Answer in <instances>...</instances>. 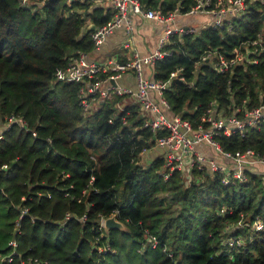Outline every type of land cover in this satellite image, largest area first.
Here are the masks:
<instances>
[{"label":"trees","instance_id":"1","mask_svg":"<svg viewBox=\"0 0 264 264\" xmlns=\"http://www.w3.org/2000/svg\"><path fill=\"white\" fill-rule=\"evenodd\" d=\"M35 1L44 4L0 0V118L13 113L26 122L0 139V166L7 164L0 168V264H264V172L248 165L245 179L223 185L218 172L193 167L187 179L177 171L164 178L160 158L140 163L154 135L138 128L137 106L123 103L111 123L124 96L84 110L79 84L54 76L79 52L95 57L87 21L100 25L112 10L89 0ZM247 1L246 12L230 23L172 34L169 53L154 62V77L168 81L164 96L172 111L194 127L208 123L201 117L211 106L230 114L260 103L264 5ZM139 2L162 16L194 4ZM205 49L229 57L238 49L243 58L220 71L213 57L200 58ZM216 139L224 150L264 155V123ZM109 216L125 228L106 229L101 219ZM257 217L263 227L255 230L249 223ZM230 237L241 245L229 246Z\"/></svg>","mask_w":264,"mask_h":264},{"label":"built area","instance_id":"2","mask_svg":"<svg viewBox=\"0 0 264 264\" xmlns=\"http://www.w3.org/2000/svg\"><path fill=\"white\" fill-rule=\"evenodd\" d=\"M18 1L21 5H29L35 0ZM70 1L66 0L67 3ZM107 1L111 5L112 14L104 23L95 25L94 29H91L90 37L94 48L99 51L110 35L123 29L126 38L123 40L122 46L131 50V56L124 60L113 57L101 61L90 57L87 52H79L71 57L66 66L58 67L54 72L55 78L60 81L79 84L78 94L84 110L95 107L104 99L124 96L126 102L117 103L118 109L108 118V121L112 123L117 113L124 110L123 103L136 105L137 115L142 119V125L138 128L148 127L154 135L152 147L160 149L158 156L162 161L160 173L164 178H168L171 173L177 171L181 177L187 179L192 173V168L197 167L206 170L208 174L220 173V182L227 185L233 178L245 179L243 170L246 166L264 163V155H258L252 148L224 150L216 139V136L221 133L243 135L248 130L262 125L264 123V93L257 106L249 109L239 106L230 114L221 112L215 114V106H211L207 109V114L201 117L203 122L208 123L206 125L200 123L194 127L189 119L172 111L169 101L164 96L168 81L156 79L153 75L154 62L169 53L166 44L169 43L172 34L196 33L201 27L206 26L205 24L202 26L177 24L175 21L178 16L196 13L210 14L213 20L207 25L223 26L230 23L232 18L245 13L248 2L251 1L194 0V4L187 12L180 13L176 8L167 16H162L157 9H144L139 0ZM259 1L264 5V0ZM131 14L155 20L162 25V33L154 51L141 54L134 49L130 39L134 30ZM230 53L227 55L212 49H205L200 58L209 60L213 57L216 60V67L220 71H225L243 58V54L238 49L233 50L231 57H229ZM148 68L151 73H148ZM177 73L178 70L173 71L170 76L174 77ZM127 74L135 80L134 85L120 83V79ZM129 113L128 109L121 116L122 123L125 125H127ZM15 124L26 129L25 120L18 114L12 113L0 118V139L4 136V130ZM136 128L134 127V129ZM201 144L211 146L221 160L198 151L196 146ZM147 150H142L140 158ZM0 168L6 169L7 164L3 163ZM104 220L101 219L103 226ZM249 225L255 230L263 227L262 221L258 217ZM147 241L154 247L157 240L155 236L148 235ZM225 243L235 247L241 245L242 241L239 238L230 237L225 240Z\"/></svg>","mask_w":264,"mask_h":264},{"label":"crops","instance_id":"3","mask_svg":"<svg viewBox=\"0 0 264 264\" xmlns=\"http://www.w3.org/2000/svg\"><path fill=\"white\" fill-rule=\"evenodd\" d=\"M91 1V0H90ZM92 7L93 6H102L106 10H112L111 5L107 0H92ZM91 10V8H90ZM134 24V30L131 33L130 39L132 40L133 47L136 51L141 54H146L154 51L158 44V39L162 33V25L152 19H146L136 14H131ZM177 21L175 23L179 24H186L183 22L181 16L176 18ZM210 22L202 23L198 26H202L203 24L207 25ZM198 24V23H197ZM191 25V24H187ZM93 26L90 21H87V27ZM126 38L121 30L115 31L112 35H110L102 44L99 51L95 54V59L97 60H104L107 58L116 57L118 60H124L125 58L131 56V50H128L122 46L123 40ZM148 73H151V70L147 69ZM120 83L122 84H130L134 85L135 80L131 75H124L120 79ZM197 150L203 152L204 154L208 155L209 157L213 158H221L219 155L216 154L215 150L205 144H201L196 146ZM148 151H150L148 153ZM159 156V152L155 151L152 147L149 148L145 153L142 154V160L144 159V163H148L150 160ZM259 164V163H258ZM264 168V163H261L259 167Z\"/></svg>","mask_w":264,"mask_h":264},{"label":"rangeland","instance_id":"4","mask_svg":"<svg viewBox=\"0 0 264 264\" xmlns=\"http://www.w3.org/2000/svg\"><path fill=\"white\" fill-rule=\"evenodd\" d=\"M181 18H182L183 22H185L186 24H191V25H200L202 23L211 22L213 20V18L210 14H201V13L182 15ZM186 24H184V25H186ZM153 149L155 151L160 152V149H158L156 147H153ZM149 152L150 151H148V153ZM144 162H145L144 159L142 160V158H141L140 163L144 164ZM259 165H261V163H259L255 166V167H257L256 169L264 172V168H262L261 166L259 167ZM124 228H125V226L123 225L121 229H124ZM146 245L147 244H144V246H146Z\"/></svg>","mask_w":264,"mask_h":264},{"label":"water","instance_id":"5","mask_svg":"<svg viewBox=\"0 0 264 264\" xmlns=\"http://www.w3.org/2000/svg\"><path fill=\"white\" fill-rule=\"evenodd\" d=\"M36 5L42 6L44 1H34ZM264 15V12H263ZM91 29H94V25L91 26ZM123 224L117 220L114 216H109L104 220V227L106 229H121Z\"/></svg>","mask_w":264,"mask_h":264}]
</instances>
